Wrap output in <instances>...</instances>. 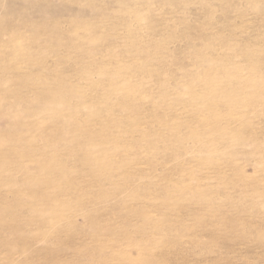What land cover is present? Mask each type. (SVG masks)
Masks as SVG:
<instances>
[{
  "label": "rangeland",
  "instance_id": "374dc122",
  "mask_svg": "<svg viewBox=\"0 0 264 264\" xmlns=\"http://www.w3.org/2000/svg\"><path fill=\"white\" fill-rule=\"evenodd\" d=\"M0 264H264V0H0Z\"/></svg>",
  "mask_w": 264,
  "mask_h": 264
}]
</instances>
